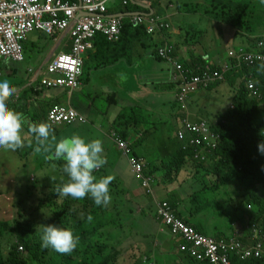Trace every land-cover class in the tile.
I'll return each instance as SVG.
<instances>
[{"label": "crops", "instance_id": "1", "mask_svg": "<svg viewBox=\"0 0 264 264\" xmlns=\"http://www.w3.org/2000/svg\"><path fill=\"white\" fill-rule=\"evenodd\" d=\"M69 1L76 3L79 0ZM204 1L207 0H108L107 16L119 17L122 24L125 21L129 22L130 17L134 15H157L164 18L169 28L160 33L146 35L143 30H137L136 27L130 25L121 32L120 40L115 43L107 41L100 34L96 35L93 48L83 55L84 60L79 87L74 91L65 88L40 86V80L45 75L46 65L51 59L57 54L69 52L70 38L68 31L59 32L52 37L40 32H33L27 36L23 43V61L31 57L35 50L47 49L43 52L45 57L34 71L29 68L26 69L28 74L25 71L24 73L19 72L17 69L16 64L23 61L0 59V81L8 79L16 89L9 100L10 107L24 113L34 123L47 122L45 119L46 111L52 105L73 109L86 119L85 124L73 123L71 125L52 126L58 139L72 134H79L85 137L86 140L99 138L103 143L104 152H106L109 150V143L115 144L111 138H108L116 130H110L113 129L116 120H123L125 116L123 111L126 109L131 110V113H134V109L137 108L148 110L153 117V123L151 128H147V130L152 132L157 129L159 131L167 123L172 125L171 136L174 143L171 142V145L168 146L164 135L166 133L164 132V144H160L164 155L170 160L168 162L161 161L160 167H156V162L148 160L142 152L141 140L147 131L137 133L138 137L136 139L139 142L134 146L130 145L132 155L141 160L144 165V175L151 178V181H154L157 187L151 189L152 209L147 200H138L134 196L138 194L135 191L134 197L126 191L127 193H125L120 203H110L107 206L108 210L119 212L120 216L129 221L130 225H124L132 230L130 235L135 238L128 245L118 246L117 249H120L119 252L122 257L119 264H145L143 263L144 258L153 264H196L186 254L178 250L180 240L172 236L156 220V204L158 202H167L184 221H187L192 227L195 226L205 236L222 238L221 235H224L222 233L227 232L226 227H201L192 224L183 214V202L186 197H188V200H193L195 195L187 194L185 196L182 193L174 192V188L177 192L183 189L186 179H188V183L193 184L194 177L198 174L196 169L203 170V174L208 177L206 170L212 162L207 155L211 153L200 152L199 156L195 158V153L199 150L192 147L182 148V145L176 141L175 134L182 118L180 109L175 105L177 83L174 78L176 73L170 63L156 56V52L162 47L171 46L173 48L171 56L175 62L181 64L194 62L195 64L200 60L204 66L217 68L223 73L226 72L224 74L226 77L223 75L222 81L210 91L202 90L198 92L204 99L212 92L226 89L233 97L235 82L232 81V78L247 80V87L249 83L255 86L256 81L252 78V74H243L242 77L236 74L241 73L242 67L253 68L260 64L248 66L245 63H240L236 65V60L229 56V53L242 50L246 53L264 54L262 52L264 50L263 40H259L263 43L262 47L258 46L259 41L256 44L252 43V40L264 38V23L259 22L252 28L249 25L251 16L249 21H246V19L241 21L238 18L237 13L240 5L242 3L248 4L249 0H221L225 2L224 7L212 10L208 9L212 5ZM237 5L239 7H236ZM232 18H238L241 22L233 24ZM235 45L238 48H234ZM222 49H226L224 53ZM226 52L227 58H222ZM86 66L88 73L83 78ZM227 67L229 68L227 69ZM228 72L231 73L228 74ZM162 94L168 98L162 99ZM101 100L108 104V109H102L99 103ZM196 101V98H191L189 103L187 120L191 123L200 121L204 115L200 112V109H203L202 107L200 109L195 108ZM231 106L232 102L229 106L230 109ZM229 108L227 111H229ZM121 116L123 117L121 118ZM131 120L133 121V129L130 128L129 121ZM137 122L136 117L124 120V127L116 126L118 131L115 133L119 135L121 132L120 135L124 136V140L128 143L129 135L136 130ZM23 135L26 144L28 141H32V147L26 146L15 151L0 148V165L6 166V164H11L13 160V163L22 166L17 173L18 178L27 174L26 169L33 163H37L38 160L51 161L55 159H51L53 156L51 152L46 153L43 150L36 152L34 150L36 147L35 141L27 131V126L24 127ZM178 149L183 152L192 149V158L195 161L200 160L202 163L184 158L183 164L179 166L181 168L175 171V163H171V161L172 156ZM18 151L20 154L25 155L21 157L17 154ZM144 152H147L145 148ZM128 159V157L120 155L117 164L112 167L113 173L111 175H126L129 179H134ZM105 165L100 169L102 170L101 176L108 175ZM163 169H165L163 175L158 174L159 178L156 177L157 171ZM17 181L19 182L18 179ZM110 185H114V182H111ZM214 189L213 185L211 187L202 186L198 192L204 193L205 190ZM128 207L133 209L130 214L135 215L136 218L141 217L138 220L139 227L135 226L136 221L131 225V218H127L129 215L127 212ZM144 209L148 214H144ZM248 211L251 212V206L249 205ZM241 219L237 215L232 218V227L228 229V233L232 232L234 236L247 235L246 229L250 227L251 222L250 225L247 223L245 215ZM145 224L151 227H145ZM146 230L149 232L147 233ZM205 231L210 234L215 233V236H210Z\"/></svg>", "mask_w": 264, "mask_h": 264}, {"label": "built area", "instance_id": "2", "mask_svg": "<svg viewBox=\"0 0 264 264\" xmlns=\"http://www.w3.org/2000/svg\"><path fill=\"white\" fill-rule=\"evenodd\" d=\"M107 2L108 0H79L76 3L69 0H0V59L23 61V43L33 32L52 37L59 32L68 31L69 52L57 54L51 59L46 65L40 86L76 90L82 73L83 55L93 48L96 35H102L111 43L120 40L122 21L119 17L107 16ZM129 23L136 28L142 27L146 35L160 33L169 28L164 18L157 15H134L130 17ZM258 46L262 47L263 43L260 42ZM172 51L171 46H165L157 50L156 56L170 63L176 73L175 102L183 114L175 138L182 148L192 147L199 150L195 153L197 158L200 152L210 154L216 148L219 136L212 132L209 124L203 120L189 122L187 113L184 112L185 103L192 94L221 81L223 72L211 70L209 66H204L199 72L184 68L183 64L173 60ZM229 56L236 60V65L245 63L253 66L264 63L262 53H246L239 50L230 52ZM248 88L253 97H260L255 86L249 83ZM45 119L52 126L86 123V119L77 111L60 105L49 107ZM110 138L124 156L129 158L128 163L134 179L150 195L151 178L144 175L141 160L132 155L130 146L118 134L112 132ZM156 220L180 240L178 250L198 263L232 264L233 257L243 261L264 258V244L257 229H254L253 236L247 242L238 235L230 238L208 237L187 224L165 201L156 204ZM143 263L153 264L145 258Z\"/></svg>", "mask_w": 264, "mask_h": 264}, {"label": "trees", "instance_id": "3", "mask_svg": "<svg viewBox=\"0 0 264 264\" xmlns=\"http://www.w3.org/2000/svg\"><path fill=\"white\" fill-rule=\"evenodd\" d=\"M239 10L240 12L243 10L241 5ZM237 16L241 21H244L243 18L241 19V13H237ZM238 18H232V23L241 22ZM130 25L128 21L123 22L121 32ZM135 29L143 30L142 27ZM259 40L264 41V38L252 40V43L256 44ZM262 52L264 53V50ZM182 64L184 68H189L194 72L204 69V64L200 60L195 64L194 62ZM210 69L218 70L214 67ZM230 73L228 72V74ZM224 74L226 72L222 74V78ZM243 74L253 75L256 81L255 87L260 91L261 97L251 96L247 80L232 78V81L235 82L232 108H229L224 121L208 123L211 131L219 136V140L216 148L211 151L210 155H207L212 164L206 172L208 177L214 179L212 185L215 188L235 181L249 184L253 188L245 195V201L249 206L255 205L258 208L259 216L256 219L262 223L259 224L255 219L251 221L250 227L246 229L247 235L243 234L242 238L244 242L249 241L253 236L254 229H257L260 232V240L264 244V199L258 196V193L264 196V187L260 192L256 188L257 184L264 185V154L258 151V144L264 140V116L260 119L256 117L258 109L264 110V72L258 71V66L242 67L241 73L236 75L242 77ZM218 83L211 84L205 90H211ZM175 105L178 106L176 102ZM235 121L250 123L247 128L253 133L258 131L260 135L243 134L242 137H239ZM119 136L124 140V136L120 134ZM17 154L21 157L25 155L20 154L19 151ZM192 156V149H188L187 152L178 149L171 161V163H175V171L181 168L179 166L183 164L184 158L195 161ZM195 162L202 163L200 160ZM21 167L15 163L6 164V166L0 165V264H115V259L120 256V252L116 246L109 244L111 238L107 233L111 228L122 227L121 223L115 225L120 216L119 212L115 214L111 212L114 210L110 211L107 207L96 206L90 195L82 200L58 197L54 192L55 187L59 185L58 181H54L51 186L40 183L35 186L33 178L32 182L29 180L27 182L33 186L29 187L27 184L23 188V192L19 193L23 199L18 197V199L12 200L19 192L18 187L15 190L14 183L18 182V175L16 177L15 175ZM55 170L57 173L61 172L59 168H55ZM196 170L203 172L201 169ZM94 174L99 177L102 175V170L99 169ZM33 194L35 195L34 201L31 200ZM110 194L118 193L110 189ZM27 201H31V203L28 204ZM22 202L28 204L27 208L20 205ZM13 204L15 205L14 210L17 208L14 219L12 218ZM81 214H83V218ZM89 214L93 216L90 223L87 221ZM185 222L188 224L187 221ZM42 224L70 227L74 235L79 236L76 250L70 255H63L51 248H42L40 241ZM193 227L199 231L195 226ZM19 247L21 250H18ZM231 261L232 264H264L263 257L245 261L233 257Z\"/></svg>", "mask_w": 264, "mask_h": 264}, {"label": "rangeland", "instance_id": "4", "mask_svg": "<svg viewBox=\"0 0 264 264\" xmlns=\"http://www.w3.org/2000/svg\"><path fill=\"white\" fill-rule=\"evenodd\" d=\"M204 2H206L209 5H212V7L208 8L209 10L224 7L225 5V2L221 0H214V1L207 0ZM241 7L243 10H241V12L239 10L238 13L239 14L241 13V18H243L244 21L245 19L246 21H249V18L251 16L249 25L252 28H254L259 22L264 23V4H261L260 0H249L248 4L242 3ZM242 11H243V15H242ZM234 48H238L237 45H235ZM46 50L47 49L35 50L31 57L27 58L22 63L16 64L18 71L24 73V71L26 72L27 68L34 71L39 66L41 60L45 57L43 55V52ZM225 50L226 49H222V52L224 53ZM222 58H227V52L222 56ZM87 73H88V69L86 66L84 70L83 78L86 77ZM252 78L254 79L253 75H252ZM206 91H210V90H206ZM161 97L162 99L168 98L163 94ZM191 98L197 99L196 104H195L196 109H200L201 107L203 108L202 110L200 109V112L204 114L202 116L203 119L201 120L207 123H211L214 121H219V122L224 121V119L226 118V114L228 112L227 110L232 102V95L230 92H227L226 89L222 91L212 92L211 94H209V96H207L204 99L200 95V92H196L192 94L190 99ZM190 99L187 100L185 103L184 112L186 113L189 112ZM99 103L103 110L108 109V104L105 101L101 100L99 101ZM134 110H135L134 113H131V110L129 109L124 110L123 115L125 116L124 117L121 116V118L123 117V120H120V121L116 120L114 126L112 127L113 129H111L110 131H115V130L118 131L117 127H121V128L124 127V124H125L124 120L132 119L133 117H136L138 119V122L136 123V130L130 133L128 143L131 146L136 145V143L139 142L136 139V137H138V135L136 134L147 131V133L144 135V137L141 140L142 152L144 156L148 158V160L150 159L153 162H156V167H160L161 161L168 162L170 160L167 158V156L164 155L160 144H164V136H163L164 132L166 133L164 135H165V139H166L168 146L171 145V142L174 143L173 137L171 136L172 125L170 123H167L165 127L163 125V127L159 131L157 129L155 132H152L150 130H147V128H151L152 123H153V117L151 113L148 110H143L139 108L134 109ZM178 113L181 115L179 111ZM263 116H264V110L262 108L258 109L256 117L260 119ZM129 123H130V128L133 129L134 128L133 121L131 120L129 121ZM235 124L238 126V136L239 137H242L243 134L260 135L258 131H255L253 133L247 128V126L250 125V123L248 122L240 123L239 121H235ZM108 139H110V137ZM144 148L147 150V152H144ZM108 149H109L108 151L104 152V155H106V158H107V164L105 165V168H107L106 169L107 174L111 175V173H113V169H112L113 165L117 164L120 158V155L123 156L124 154L120 149H118L116 144L109 143ZM0 158H1V155H0ZM12 163H13V160L11 161V164ZM63 164H64L63 161H59L57 159H54L51 161H46V159H43V160L40 159L37 161V163H33L30 167L26 169L27 174H25L24 176H20L18 178L19 182L14 183L15 190H16V187H18L19 192L12 198V200H16L18 199V197L21 198L19 196V193L23 192V188L28 184L27 183L28 180L29 182H32V180H34L35 186L40 185V184H45V185L48 184L51 186L54 184L53 183L54 181H58V184H62L63 182H65L67 180V174L64 173L62 170ZM55 168H59L61 172L57 173ZM164 172H165V169L157 171L156 177L159 178L158 174L163 175ZM17 175L18 174L16 173L15 177ZM51 177H55V180L52 181ZM113 177H114V180L112 182H114V185H110L109 187L111 191L116 190L118 194L111 195L112 197L111 202H110L111 204L120 203L121 200H123V196L127 192L133 196L134 191H135L138 194H135L134 196L138 200L140 199L147 200V202L150 204L151 209H152V204H151L152 195L146 194L145 190L143 188H142L143 190L141 189L138 181H136L133 178L129 179L126 175H120V174L114 175ZM31 178L33 179L31 180ZM187 180L188 179L184 181L182 190L177 192L176 189L174 188V192L182 193L185 196H187V194L195 195V198L193 200H188V197H186L185 201L183 202V214H185V216L189 219V221L192 224L200 225L201 227H226L227 232L222 233L224 235H221V236L230 238V237H233L234 235L232 232L228 233V229L232 227V218L235 215H237L239 219H241V217L245 215L247 218V223L249 225H250V222L253 221L254 219L257 220L256 217L259 216L257 212L258 208L255 205H251V212H249L248 204L245 201V195L248 194V192L253 189L249 184L235 181V182H232L231 184H227L225 186H220L218 188H215L214 190H205L204 193H199L198 191L201 189L202 186L211 187L214 179L212 177L205 176L202 171H199L198 174L194 177L193 184L188 183ZM28 186L31 187L33 186V184L29 183ZM149 186H150V189H154L157 187V184L154 181H151ZM262 187H264L263 184H257L256 186L259 192L260 190H263ZM120 188H122V190H120ZM258 196L264 199V196H262L260 193H258ZM31 200L33 201L35 200V195L33 196V199ZM27 202L28 204L31 203V201H27ZM28 204L22 202L20 205L23 206L24 208H27ZM14 208H15V205L13 204V215H12L13 219L15 218V212L17 211V208L15 210ZM111 212L115 214L118 213L116 211H111ZM127 212L129 214L127 218H131V225H133L134 222L136 221L135 226L139 227L140 225H138V220L141 217L138 216L136 218L135 215L130 214V212H133V209L131 207L127 208ZM144 214L145 215L148 214V212L145 209H144ZM257 221L259 222V224L262 223L259 220ZM118 223H121L122 227L111 228L108 230V233H107V235L111 238L109 241V244L112 246H116L117 248L120 245L130 244L131 242H133V238H134V237H131L130 235L132 230H129L127 228L128 226L124 225V224L130 225L129 221L126 218H124L123 216H119L115 225H117ZM145 227H151V226L148 224H145ZM146 232L148 233L149 231L146 230ZM206 233L210 236H215V233H211V234L208 232ZM121 261H122V257L117 256L114 263L119 264Z\"/></svg>", "mask_w": 264, "mask_h": 264}, {"label": "clouds", "instance_id": "5", "mask_svg": "<svg viewBox=\"0 0 264 264\" xmlns=\"http://www.w3.org/2000/svg\"><path fill=\"white\" fill-rule=\"evenodd\" d=\"M264 4V0H260ZM258 71L264 72V63L258 66ZM16 89L11 81H0V148L15 151L24 147H32V141L26 144L23 135L24 127L35 141V151L51 152L55 159L63 160V172L67 180L55 187L58 197H71L82 200L90 195L96 206L107 207L111 202L110 183L112 175L96 176L106 163L104 148L101 139L86 140L79 134L57 138L52 125L47 122H32L24 113L9 106V100ZM258 151L264 154V140L258 144ZM54 181L55 177H51ZM83 218V214H81ZM93 216L89 214L90 223ZM40 235L41 247L51 248L63 254H72L78 244L79 236L74 235L70 227H61L57 224H42Z\"/></svg>", "mask_w": 264, "mask_h": 264}, {"label": "water", "instance_id": "6", "mask_svg": "<svg viewBox=\"0 0 264 264\" xmlns=\"http://www.w3.org/2000/svg\"><path fill=\"white\" fill-rule=\"evenodd\" d=\"M52 158H55L54 155L51 157V159H52Z\"/></svg>", "mask_w": 264, "mask_h": 264}]
</instances>
